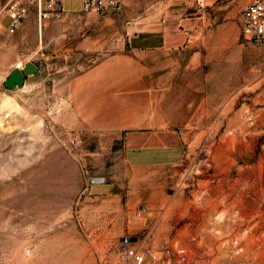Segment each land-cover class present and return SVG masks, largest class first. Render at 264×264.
Instances as JSON below:
<instances>
[{
	"label": "rangeland",
	"instance_id": "obj_1",
	"mask_svg": "<svg viewBox=\"0 0 264 264\" xmlns=\"http://www.w3.org/2000/svg\"><path fill=\"white\" fill-rule=\"evenodd\" d=\"M189 3L128 0L39 27L27 13L19 33L0 12V264H124L125 236L169 264H264L255 222L241 215L264 180V49L239 33L244 3ZM167 22L194 28L182 48L127 47ZM118 53L144 64L129 72H140L143 95L131 100L145 108L91 114L100 81L87 74ZM26 60L37 71L4 88Z\"/></svg>",
	"mask_w": 264,
	"mask_h": 264
},
{
	"label": "crops",
	"instance_id": "obj_2",
	"mask_svg": "<svg viewBox=\"0 0 264 264\" xmlns=\"http://www.w3.org/2000/svg\"><path fill=\"white\" fill-rule=\"evenodd\" d=\"M128 0H121L123 5L127 3ZM200 1V0H197ZM204 1V0H202ZM210 0H205L208 3ZM251 0H236V4L241 6L243 3H247ZM196 0H190L189 6L193 3V8L196 7ZM62 13L61 16L64 17H72V16H79L81 12V0H60ZM242 7V6H241ZM241 9V8H240ZM240 12V10H239ZM33 13V12H28ZM34 14V13H33ZM35 15V14H34ZM31 15H26L21 22L19 23L18 27L14 30L16 33L21 32L22 28H24L31 18ZM204 12L201 13L202 22L204 21ZM226 16H224L225 18ZM5 22H6V17ZM237 22H239V13L237 16ZM37 26L40 25L37 23ZM194 28L190 25H172V24H162L161 27H153L151 29H144V30H137L133 33L132 37L127 38V47H130L132 50H142L147 49L148 47H154V49L160 51L163 55L168 54L170 51H174L175 49L182 48L183 44L191 37L194 33ZM43 33H46L43 31ZM82 49H87L88 45L81 46ZM146 51L145 53H147ZM143 53V54H145ZM142 54V52H141ZM140 54V55H141ZM105 62L100 63V66L96 68V70L88 72V79H96L100 81V85H96V92L93 94L92 97H96L93 102H91L89 106V112L91 114L95 113H102L103 116L111 113L115 110H119V108H123L125 110L121 113L124 115L126 112L130 111L129 108L134 112L143 110L145 105L142 103L137 102L136 100H131V98L136 97L139 94L143 95V92L139 90V85L136 84L134 81L135 75H139V73H135L130 71L131 65H134L136 61L138 68H141V65H144L143 62H138V60H131V58L127 55H123L118 53L116 56H107L104 60ZM17 65V64H16ZM160 71L162 72V66L165 65L163 63H159ZM143 75L145 73H142ZM161 74V73H160ZM126 75L127 79L124 77ZM167 75V74H165ZM160 79H164L162 74ZM129 80V81H128ZM127 81V82H126ZM131 82V83H130ZM119 83V88L114 91L113 87L115 84ZM130 83V84H128ZM94 91V88L91 92ZM147 92V93H146ZM144 96L148 95V90H146ZM133 102H131V101ZM79 113H82L81 108H76ZM138 110V111H137ZM135 114V112L133 113ZM89 122L92 124L93 121L99 119L98 117L94 118L93 115L90 116ZM125 119L128 121H137V119L126 116Z\"/></svg>",
	"mask_w": 264,
	"mask_h": 264
},
{
	"label": "built area",
	"instance_id": "obj_3",
	"mask_svg": "<svg viewBox=\"0 0 264 264\" xmlns=\"http://www.w3.org/2000/svg\"><path fill=\"white\" fill-rule=\"evenodd\" d=\"M122 9L121 0H81V12H116ZM33 12L37 23L61 16L60 0H6L0 12L6 17L5 28L13 32L28 12ZM238 29L240 35L249 43L264 49V0H251L245 3L239 12ZM120 261L124 264H169V255L158 256L148 251L147 258L134 249L127 239L122 237L117 245ZM177 261L183 260L185 251L177 249Z\"/></svg>",
	"mask_w": 264,
	"mask_h": 264
},
{
	"label": "bare ground",
	"instance_id": "obj_4",
	"mask_svg": "<svg viewBox=\"0 0 264 264\" xmlns=\"http://www.w3.org/2000/svg\"><path fill=\"white\" fill-rule=\"evenodd\" d=\"M249 179H250L249 177H243L238 180H234L233 184L235 185L238 182H242L243 184H245L248 183ZM253 195L258 196L259 202L258 203L255 202V205L250 209L241 210V215L244 220L252 219L255 222L254 223L255 233L257 232L259 240L260 242H262V245L264 247V180L257 186V188L255 187V190L253 191ZM251 196L243 192L242 200L253 202L254 199Z\"/></svg>",
	"mask_w": 264,
	"mask_h": 264
},
{
	"label": "water",
	"instance_id": "obj_5",
	"mask_svg": "<svg viewBox=\"0 0 264 264\" xmlns=\"http://www.w3.org/2000/svg\"><path fill=\"white\" fill-rule=\"evenodd\" d=\"M37 71V66L31 61L26 60L21 67H11L2 80V86L6 89H13L22 86L27 75Z\"/></svg>",
	"mask_w": 264,
	"mask_h": 264
}]
</instances>
